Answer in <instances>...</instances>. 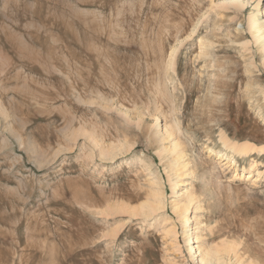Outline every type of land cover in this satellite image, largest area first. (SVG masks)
Returning <instances> with one entry per match:
<instances>
[{
	"label": "rangeland",
	"instance_id": "obj_1",
	"mask_svg": "<svg viewBox=\"0 0 264 264\" xmlns=\"http://www.w3.org/2000/svg\"><path fill=\"white\" fill-rule=\"evenodd\" d=\"M232 1L0 0V264H264V0Z\"/></svg>",
	"mask_w": 264,
	"mask_h": 264
},
{
	"label": "bare ground",
	"instance_id": "obj_2",
	"mask_svg": "<svg viewBox=\"0 0 264 264\" xmlns=\"http://www.w3.org/2000/svg\"><path fill=\"white\" fill-rule=\"evenodd\" d=\"M232 2L233 3H239L240 4V0H233ZM259 4H260V1H259ZM259 4H258V7H259ZM248 28H249V31L251 32L254 40L258 44L262 45L263 48H264V7L257 8L256 13H253L250 16ZM174 54H175V51H174ZM174 54H173V56H174ZM172 65H174V63ZM173 72H174V69H173ZM258 88H259V90H257ZM258 88L255 87L254 84H250V86H249V95L250 96H253L258 91L259 94H261V95L264 96V89H263V87L259 86ZM168 134H170V133H168ZM227 140H228L227 137L222 134L221 135V138H220V141L223 144V146L225 148V151L224 152L217 153L218 160H220L221 163H224L225 165L228 164L231 167L239 168L240 165H239V162L237 160V157H242L243 155H246L245 154V150L243 148H240L235 143H231V142H229ZM171 147H172L171 149L176 152L177 151V148H179V145H178L177 142H175V143L173 142V146H171ZM251 154H253V153H251ZM256 164H257V162H254L253 165H256ZM243 171L246 173L247 172V169L244 168ZM252 173H253L252 171H250L249 173H247L248 176H249L248 177L249 179L250 178H254V176L252 175ZM187 200H188V203L189 204H191L194 201V196H193V194L191 192L187 194ZM190 220L191 219L188 218L186 221L189 222ZM201 239H202L201 238V234L200 233L197 234L192 239L194 241V243H192V245H200L201 244ZM196 249H198V251L200 253L199 256H201V259H200V262L201 263H206V262H210V261L214 260L216 262V264H226L224 262V254H227V251L226 250H225L226 252L224 250H221V251L220 250H217V251L216 250H212L211 252H206V251H201L200 250V247H196ZM192 250H194L193 247H192ZM196 253H197V251H196Z\"/></svg>",
	"mask_w": 264,
	"mask_h": 264
}]
</instances>
